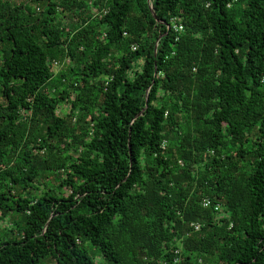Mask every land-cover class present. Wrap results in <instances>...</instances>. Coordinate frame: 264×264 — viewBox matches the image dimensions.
<instances>
[{
    "label": "trees",
    "instance_id": "1",
    "mask_svg": "<svg viewBox=\"0 0 264 264\" xmlns=\"http://www.w3.org/2000/svg\"><path fill=\"white\" fill-rule=\"evenodd\" d=\"M263 76L264 0H0V264H264Z\"/></svg>",
    "mask_w": 264,
    "mask_h": 264
},
{
    "label": "built area",
    "instance_id": "2",
    "mask_svg": "<svg viewBox=\"0 0 264 264\" xmlns=\"http://www.w3.org/2000/svg\"><path fill=\"white\" fill-rule=\"evenodd\" d=\"M172 30L176 33V34H179L182 30H183V26L182 24L180 23H177L173 20L172 22ZM178 38V36L176 37V39ZM136 46L135 45H132V48L134 49ZM56 64V62H55ZM262 81L264 82V76L262 78ZM161 146L164 148L165 147V141L162 142ZM202 204L203 206H206L208 204H210V199L205 197L202 199ZM219 205L218 204H215V208H217ZM191 227L194 229V230H198L200 228V224L198 222H191L190 223ZM175 260H177L175 258Z\"/></svg>",
    "mask_w": 264,
    "mask_h": 264
},
{
    "label": "rangeland",
    "instance_id": "3",
    "mask_svg": "<svg viewBox=\"0 0 264 264\" xmlns=\"http://www.w3.org/2000/svg\"><path fill=\"white\" fill-rule=\"evenodd\" d=\"M16 2L18 1H25V0H15ZM31 4L35 7H37V3L35 1H31ZM68 20H70V18L67 16H65L62 20V22H67ZM56 66H59V63L56 64ZM64 108H66V105L64 106Z\"/></svg>",
    "mask_w": 264,
    "mask_h": 264
},
{
    "label": "water",
    "instance_id": "4",
    "mask_svg": "<svg viewBox=\"0 0 264 264\" xmlns=\"http://www.w3.org/2000/svg\"><path fill=\"white\" fill-rule=\"evenodd\" d=\"M150 8H151V6H150ZM151 11H152V14H153V16L156 18V16H155V13L153 12V10L151 9Z\"/></svg>",
    "mask_w": 264,
    "mask_h": 264
}]
</instances>
